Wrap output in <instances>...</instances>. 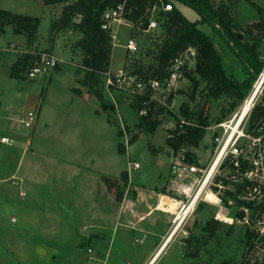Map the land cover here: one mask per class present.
I'll use <instances>...</instances> for the list:
<instances>
[{"label": "rangeland", "instance_id": "1", "mask_svg": "<svg viewBox=\"0 0 264 264\" xmlns=\"http://www.w3.org/2000/svg\"><path fill=\"white\" fill-rule=\"evenodd\" d=\"M211 2L215 7L221 4L229 6L231 17L236 23L235 30L241 31L249 24L254 25L252 37L255 41L251 39L250 44L256 43L260 60L264 63V0ZM173 4L182 7L177 1H173ZM62 7L63 4L44 5L42 0H0L1 9L41 18L37 39L31 46L27 42L21 44L19 41L11 44L17 37L14 33H8L0 47L10 48L18 57L30 49L38 52L49 51L60 60L55 70L35 80L27 79L25 74L22 77L11 76V62L5 63L0 69V110L27 112L33 108L41 94L46 97L41 118L48 123V127L43 124L33 132L32 146L24 161L27 174L34 180L28 184L29 196L39 206L46 208L45 215L39 229L34 231L19 226L0 225V264H92L93 260L107 250L112 252L109 255V264H115L122 260L116 255L121 233H126L127 228H134V222L137 223L138 218H147L145 213L152 216L151 219L165 216L155 210L160 197H174L167 186L170 167L176 154L166 142L168 131L176 127L174 118L168 113L160 115L158 133L155 132L152 136L144 132L134 144L129 145L130 138L138 132L134 125L138 122V114L131 107L132 102L129 101L126 90L109 89L105 76L104 97L114 107L106 117L91 112L92 107L97 105L95 99L87 103L73 101V91L69 87L83 57L81 51L72 48L77 33L61 32L56 36L53 46L49 42L51 21L60 15ZM261 9L263 12L259 13ZM182 12L190 21L199 19V15L188 6L182 7ZM161 16L160 31L137 38V64L148 65L155 60V54L164 39L165 29L162 23L165 14L161 13ZM200 29L212 34L207 25L200 26ZM129 33V27H120L119 42L126 43ZM216 43L219 49H226L219 36ZM226 52L234 60L233 64H226L228 73H233V77L239 82L245 81L247 75L242 65L230 50L226 49ZM125 60L126 50L120 46L115 47L111 72L113 75L117 74ZM255 82L256 80L249 87L245 99L239 101L236 110H232L234 98H211L206 83L201 81L196 100L190 106L193 112L201 111L208 117L209 127L201 146L197 150L190 149L196 160L203 164L209 161L214 139L221 132L216 125L229 118L232 112L240 111ZM191 91L192 83L189 79L181 80L176 92L172 94L174 112L180 114V106L188 101ZM84 92L92 96L86 88ZM263 99L264 90L256 98L254 106ZM251 111L246 119L247 124L252 123ZM121 147L125 148V153L119 152ZM134 163H138L140 167L134 168ZM5 167L8 168L6 170L14 169L9 162ZM124 171L128 172V178L130 174L131 183L130 178L127 183L122 179ZM103 177H108L109 183L106 184ZM0 178L2 179L1 175ZM11 180L0 182V187L9 190L6 193L10 197V191L16 192ZM132 183L136 186H148V198L139 196L144 187H136ZM160 185L162 186L158 188ZM119 194H122L121 200L118 199ZM138 202L146 206V210L140 214L136 208ZM200 205L182 225L174 236L172 245L156 264H239L249 254L248 251L252 250L253 240L249 242L246 236L250 232V226L245 224L229 225L220 222L221 226L215 237L208 239L202 227L214 218L218 208L204 202ZM0 209L1 219L6 213L3 208ZM235 213L236 208L231 209L230 215ZM164 214L168 215L167 221L161 222L172 229L174 215ZM190 237L194 239L191 250H188L185 240ZM143 246L134 243L133 247L127 248L126 253L130 259L134 258V263L142 255ZM197 248L199 255L196 258L186 256Z\"/></svg>", "mask_w": 264, "mask_h": 264}, {"label": "trees", "instance_id": "2", "mask_svg": "<svg viewBox=\"0 0 264 264\" xmlns=\"http://www.w3.org/2000/svg\"><path fill=\"white\" fill-rule=\"evenodd\" d=\"M124 0H42L44 5L63 4L60 15L51 21L49 42L54 44L56 36L65 31H74L80 34L72 48L81 51L83 55L82 63L76 71L77 83L90 91L100 103V111L106 115L113 110V106L104 97V79L109 71L110 60L113 53V45L108 31L102 29V15L108 8L116 7ZM159 0H127V10L131 21L144 18L146 10L153 7ZM177 1L180 4L192 8L199 19L190 21L182 11L174 6L172 11L166 12L165 20L162 23L164 27V39L160 48L155 54L153 63L134 64V73L141 74L147 78H164L168 76V67L171 61L187 48L197 50V64L195 71H186V76L192 83V91L189 94L188 101L180 106V114L174 111L167 113L174 118L175 129L169 130L167 145L171 147L176 154L183 148H187V156L190 161H196L194 153L190 149H197L201 146L206 129L209 127L208 117L203 112H193L191 102L196 100L197 91L201 81L206 83L209 96L219 99L223 96L234 98L232 110H236L239 103L243 101L248 93L249 87L257 80L261 74L264 63L260 60L256 43L250 44L254 40V25L249 24L247 28L238 31L235 30L236 23L231 17L229 6L221 4L218 7L211 0H165ZM263 10H259L262 13ZM41 18L38 16L22 15L6 9L0 8V35L5 33L7 26H12L14 34H22L27 39V45L31 46L38 36V29ZM207 25L211 28L212 34H207L200 29V26ZM220 37L228 49L233 53L242 65L247 79L239 82L233 74H229L216 43V38ZM250 36V38H248ZM47 52V51H46ZM49 52V51H48ZM31 59V55L26 53L17 58V61L11 68V76L22 77ZM72 91L81 95L79 88H73ZM147 101V105H144ZM240 101V102H239ZM172 95L170 96V103ZM131 107L138 114V122L135 127L138 132L134 134L128 144H134L141 134H155L160 126L159 116L164 114V110L156 106L153 102H148V98L138 96L134 99ZM146 112L142 114V110ZM264 115V99L256 104L251 111V122L254 124ZM120 153H125V148L119 149ZM122 179L127 183L128 172L122 173ZM108 177H103V181L109 183ZM114 186V185H113ZM113 186H110L113 187ZM122 194L118 199L121 200ZM201 205L199 206V208ZM221 223L214 218L208 220L202 231L207 238H213ZM250 242L253 235L247 233ZM193 237L185 240L188 250H191ZM249 252V251H248ZM247 252V253H248ZM199 255V249L186 254L189 258H196ZM239 264H250L247 254Z\"/></svg>", "mask_w": 264, "mask_h": 264}, {"label": "built area", "instance_id": "3", "mask_svg": "<svg viewBox=\"0 0 264 264\" xmlns=\"http://www.w3.org/2000/svg\"><path fill=\"white\" fill-rule=\"evenodd\" d=\"M127 6V0H124L116 7L105 10L102 15V29L109 32L113 47L119 44L118 28L127 26L130 29L125 44V66L116 75L110 70L107 72V87L126 90L132 103L138 96L147 97L148 102L155 103L166 114L173 111L170 96L176 92L181 80L187 78L186 71L196 69L197 50L190 47L181 52L171 61L168 76L164 78L135 74L134 64L139 53L137 38L160 31L161 13L172 11L174 4L173 1L159 0L146 10L144 18L136 21L129 18ZM24 52L31 55L24 73L29 80L47 75L59 65L60 60L53 53L33 49ZM257 82L258 78L255 84ZM263 90L264 85L261 92ZM143 104L147 105V101ZM145 112L146 109L141 113ZM249 113L242 118L240 111L232 112L229 118L216 125L221 132L214 139L213 152L206 164L199 160L190 161L187 148L178 151L170 167L167 187L174 195L172 200L177 203L172 236L204 202L218 208L215 220L229 225L240 223L250 226L253 247L247 257L250 264H264V115L254 124H247ZM37 118V111H30L21 116L19 122L31 129ZM12 143L11 138L0 136L1 145ZM133 167L139 168L140 165L134 163ZM209 194L216 200L208 199ZM234 208L236 213L231 216L230 211ZM178 226L180 228L175 231Z\"/></svg>", "mask_w": 264, "mask_h": 264}, {"label": "crops", "instance_id": "4", "mask_svg": "<svg viewBox=\"0 0 264 264\" xmlns=\"http://www.w3.org/2000/svg\"><path fill=\"white\" fill-rule=\"evenodd\" d=\"M181 5L182 7L185 6L183 4ZM182 7H178V8L182 11ZM119 29L120 27L118 28V32H119ZM8 33H14L12 26H7L5 28V33L0 35V43L6 40V35ZM15 36L17 38L13 39L11 41V44L12 42H17V41H19L21 44H26L27 39L24 35L15 34ZM59 37L62 38L61 40H63L62 35H60ZM79 38H80V34L77 33L76 40ZM125 44L126 43L123 44L119 42L117 46H120L121 48L126 50ZM115 47H113V53H112V57L110 60L109 70L111 72L113 71L112 62H113V54H114ZM225 47L227 50H229L226 44H225ZM226 49H224L223 47H220L219 51L222 54L225 67L226 69H228L226 64L227 63L228 65L233 64L234 60H231V58L226 54L227 53ZM17 58L18 56H16L14 51L11 50L10 48L4 49L0 47V69L7 62H11L10 67L12 68L13 64L17 61ZM124 66H125V62H123V65L117 70L116 73H118ZM229 74H233V73L229 72ZM78 78L79 77L77 76L75 72L73 82L69 88L71 90L73 88H79L82 91V94L77 95L73 92L72 100L73 101L75 100L85 101L86 103L90 102L91 99L97 100L96 98L86 94L84 92L85 91L84 87H81L80 85L78 86V83H77ZM1 99L2 97H0V104H2ZM45 99L46 97H42L40 94L37 101L34 103L33 108L29 109L27 112L25 111V112L15 113L14 111L0 110V136L9 137L13 140L12 144L3 145L4 146L3 148L0 147V175L2 176V179L0 178V182L6 179L7 180L13 179L11 180V184L16 189V192L13 190L10 191L12 193L10 197V195H7L6 193V191H9V190H6L7 189L6 187L4 188L0 187V208H3V210L6 213V215L0 219V225L6 226V227L19 226V227H24L26 229H29L30 231H34V230L39 229L42 223L43 216L45 215L46 208L44 206H39L31 198V196H29V188H28L29 185L28 184L31 182L33 183L34 180L31 179L30 176L27 174L25 170L26 165H24V161H26L28 150L32 146L31 136L33 132L40 125L44 124L46 127H48L47 121L41 118V114L45 110V107H44ZM97 110H100V103L98 100H97V105L92 107L91 112L92 113L94 112V115L103 114L106 117V114L104 112L100 111V113L97 114L96 113ZM30 111H37L38 118H37L36 124L34 125V128H31L29 129L31 131H28V129L25 128L19 122V119L21 116L27 114ZM158 131L159 129L156 131V133H158ZM8 162L11 163L14 167L12 171L6 170L8 168L5 167V164ZM129 178H130V174H129ZM130 183H131V178H130ZM164 183H165V179H164ZM132 184L136 186V184L134 183ZM162 185L157 186V187L160 188ZM137 186H142L145 188V189H142V192H139V196H141L143 199H147L148 193L150 192L148 190L149 187L146 185H139V184ZM8 189H10V187H8ZM138 203L139 204H137L136 208L137 210H139L137 211L138 214H140L141 212H144L146 210V206L142 204L141 202H138ZM141 209H143V211ZM155 210L156 212H159L165 216L161 218L151 219L152 216L149 217L147 216L148 213H145L147 218H145V216L138 218V222L137 223L134 222V224L136 225L134 228L132 227L127 228L126 233H121V236L119 237V241H118L119 242L118 243L119 247L117 248L118 252L116 255H117V258H120L122 260H120V262L117 261V263L115 264H149L151 260L153 259V257L159 252V254L155 258L156 262L154 264H156L163 257V255L167 252L168 248L172 245V240L174 239V237L170 240L168 245L164 246L165 241L168 238V235L171 229L167 227L166 223H162L161 221H167L168 215L164 214L165 212L157 210V208H155ZM7 212H8V215H7ZM134 243L139 244L141 246L144 245L143 250H142V255L140 256L139 260L136 263H134V258L130 259L128 254L126 253L127 248L133 247ZM111 253L112 252L110 250L105 251V253L100 255L99 258H96L95 260H93L92 264H109V255H111Z\"/></svg>", "mask_w": 264, "mask_h": 264}, {"label": "bare ground", "instance_id": "5", "mask_svg": "<svg viewBox=\"0 0 264 264\" xmlns=\"http://www.w3.org/2000/svg\"><path fill=\"white\" fill-rule=\"evenodd\" d=\"M263 85H264V71L262 72V75L260 76L258 82L254 85L251 93L249 94V96L247 97V99L245 100L244 104L242 105V107L240 109L239 115L242 118L245 117L250 112V110L252 109L256 98L261 93V89H262ZM208 199L216 200V198L214 196H212L211 194L208 195ZM157 210L168 213V214H175L177 212V203L174 200H172L171 198H169L168 196L162 195L160 197L159 203L157 205ZM220 217L225 219V216L223 214H220ZM178 228H180V226H178L175 229V231ZM173 229L169 233L168 238L166 239L164 246L168 245L170 240L174 237V236H172L174 233ZM158 254H159V252L153 257V259L151 260V262L149 264H154L156 262L155 258Z\"/></svg>", "mask_w": 264, "mask_h": 264}, {"label": "water", "instance_id": "6", "mask_svg": "<svg viewBox=\"0 0 264 264\" xmlns=\"http://www.w3.org/2000/svg\"><path fill=\"white\" fill-rule=\"evenodd\" d=\"M105 1V0H104ZM260 76L258 77V80H259Z\"/></svg>", "mask_w": 264, "mask_h": 264}]
</instances>
